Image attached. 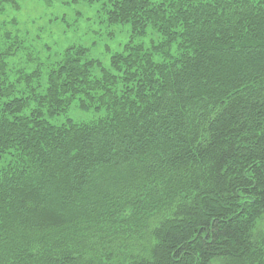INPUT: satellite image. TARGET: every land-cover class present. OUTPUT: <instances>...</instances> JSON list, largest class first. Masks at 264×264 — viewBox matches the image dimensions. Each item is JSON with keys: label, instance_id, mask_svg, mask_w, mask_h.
Segmentation results:
<instances>
[{"label": "trees", "instance_id": "obj_1", "mask_svg": "<svg viewBox=\"0 0 264 264\" xmlns=\"http://www.w3.org/2000/svg\"><path fill=\"white\" fill-rule=\"evenodd\" d=\"M35 1L93 40L0 0V264H264V0Z\"/></svg>", "mask_w": 264, "mask_h": 264}, {"label": "rangeland", "instance_id": "obj_2", "mask_svg": "<svg viewBox=\"0 0 264 264\" xmlns=\"http://www.w3.org/2000/svg\"><path fill=\"white\" fill-rule=\"evenodd\" d=\"M81 5L84 11V14L86 13V15L88 16H90V14H94L93 7L87 6L85 4H81ZM14 9H16L17 11H15L13 15L18 17L19 20H21L19 24L17 25V28L18 26H20L22 33H25V31L26 30L28 31V28L32 26L33 29L32 30L30 29V31H28L30 32L29 33L30 37L35 38L34 33L35 32L40 33L41 34L40 36H44V41H46L52 46L54 53L64 44H67L70 42H78V43L81 42L87 45L93 40L90 34H88V31L84 30L83 24L80 21H78L75 26V33H73L72 30H69L67 32L63 31L61 28H59L60 26L59 23L56 24L52 22L40 21L45 14V9L41 7L39 3L35 0H19L18 6L14 7ZM53 12L56 14H61L62 12H65L68 14L67 16L71 18L69 9L62 5L56 6ZM33 21H36L37 23L33 24L32 23ZM93 21H95L94 18H93ZM21 22L25 26L22 25ZM27 22L31 24H28ZM96 26H97L96 24L90 25V27L92 28ZM49 27L53 34L51 33L50 35L49 32L43 33V31H46L47 28ZM119 30L120 31H118L113 36L114 37L113 39H110V37H108L106 32L102 33L106 37H104V39L102 40H99L98 41L99 45L91 49L90 52L92 53V55L96 57L98 56L104 60L105 55L103 56V53L100 52V50H103V46L101 47L100 45L106 44L110 46V48H116V45L118 44V42L121 43L126 38L125 32L122 31L121 29ZM47 35H49L50 37H48ZM147 38L150 39L149 36ZM38 47L39 46L37 45V48ZM91 114L92 112L85 113V112L72 111V112H69L67 115L70 117L76 118V119H80V120H88Z\"/></svg>", "mask_w": 264, "mask_h": 264}]
</instances>
